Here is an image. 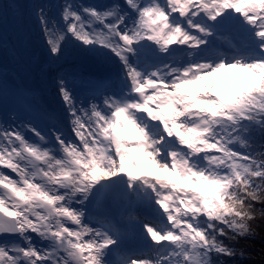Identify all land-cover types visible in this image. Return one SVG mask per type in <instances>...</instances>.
I'll return each instance as SVG.
<instances>
[{"label":"snow or ice","instance_id":"6c2138e0","mask_svg":"<svg viewBox=\"0 0 264 264\" xmlns=\"http://www.w3.org/2000/svg\"><path fill=\"white\" fill-rule=\"evenodd\" d=\"M54 7L35 6L48 55L71 45L118 72L57 76L67 130L54 113L47 132L0 121V264L243 256L264 206V0ZM136 224L146 243L129 248Z\"/></svg>","mask_w":264,"mask_h":264},{"label":"rangeland","instance_id":"374dc122","mask_svg":"<svg viewBox=\"0 0 264 264\" xmlns=\"http://www.w3.org/2000/svg\"><path fill=\"white\" fill-rule=\"evenodd\" d=\"M25 0H11V2H12V8H9V11L11 10V14H12V17L11 18H9V19H11V22H12V25H10V27H9V29H14L15 27V21H17L18 23H19V25H20V28L22 29V28H25V27H28V28H30V30H33L32 29V27H33V22H31V21H29V19H27V21H25L23 18H22V16L20 15V13H18L17 12V8L15 7V5H17L18 6V8H21L22 6H23V2H24ZM8 2H10V0L9 1H7L6 3H5V6H7L8 7ZM1 3V2H0ZM2 3H3V0H2ZM1 6H2V4H0ZM0 11H1V8H0ZM8 11V10H7ZM1 14L3 15V18H1ZM0 14V24L2 25V24H6V25H8V21H10V20H8L7 19V16H6V13H1ZM53 14H55V13H53ZM29 17H31V18H36V16H35V14L34 15H30ZM14 24V25H13ZM40 26V25H39ZM18 31H16L15 32V38H17L18 37V34L19 33H17ZM30 33V32H29ZM34 33H38V35H34ZM14 35V34H13ZM28 35V34H27ZM31 37V38H30ZM37 38H39L40 40H42V38H43V36H42V33H41V30H38V32H35V31H31V33L28 35V39L27 40H21V43H23V42H30V44H31V52H33V54L34 53H39V51L38 50H41V49H38L37 48V46H39V45H34V42H33V40L34 39H37ZM0 46L1 47H3V42H0ZM4 48V47H3ZM34 49H36V51H34ZM38 49V50H37ZM46 49V48H45ZM48 54V52L46 51V52H44V54ZM261 142H264V136H261V135H256V143L257 144H259V143H261ZM262 207H264V206H262V205H260V204H257L256 205V210H257V219L256 220H261V219H264V217H261L260 216V212H259V210L262 208ZM144 219H150L151 217H149V216H146V215H144V217H143ZM141 232V231H140ZM252 238H254V239H256L257 241H264V236H261V235H258V234H255L254 236H252Z\"/></svg>","mask_w":264,"mask_h":264},{"label":"trees","instance_id":"16d2710c","mask_svg":"<svg viewBox=\"0 0 264 264\" xmlns=\"http://www.w3.org/2000/svg\"><path fill=\"white\" fill-rule=\"evenodd\" d=\"M255 234L264 236V219L252 221ZM227 243V241H225ZM234 247L243 250V256L237 255L227 260V264H264V241H257L252 237L240 239Z\"/></svg>","mask_w":264,"mask_h":264},{"label":"bare ground","instance_id":"6f19581e","mask_svg":"<svg viewBox=\"0 0 264 264\" xmlns=\"http://www.w3.org/2000/svg\"><path fill=\"white\" fill-rule=\"evenodd\" d=\"M37 41H39V39H37ZM34 44H37V43H34ZM17 56L21 57V56H22V52H17ZM31 62H32V61L29 60V61H28V64L31 65V64H32ZM41 66H42V64H41ZM40 68H41V67H40ZM45 69H46V67L43 68L42 70H45ZM27 120H30V119H27Z\"/></svg>","mask_w":264,"mask_h":264}]
</instances>
